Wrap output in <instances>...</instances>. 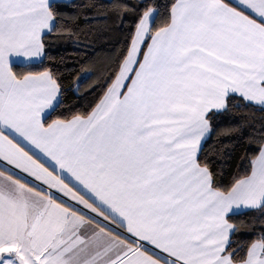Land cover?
I'll return each instance as SVG.
<instances>
[{
    "label": "snow or ice",
    "instance_id": "1",
    "mask_svg": "<svg viewBox=\"0 0 264 264\" xmlns=\"http://www.w3.org/2000/svg\"><path fill=\"white\" fill-rule=\"evenodd\" d=\"M58 7L0 0V161L136 239L0 170V264H264V235L237 260L228 219L264 213V138L227 189L198 155L230 96L264 107V0H175L154 34L148 8L92 112L48 122L60 85L26 65Z\"/></svg>",
    "mask_w": 264,
    "mask_h": 264
},
{
    "label": "trees",
    "instance_id": "2",
    "mask_svg": "<svg viewBox=\"0 0 264 264\" xmlns=\"http://www.w3.org/2000/svg\"><path fill=\"white\" fill-rule=\"evenodd\" d=\"M175 0H69L53 2L56 21L53 31L43 37L41 61L26 66L34 72L48 71L60 85L58 106L49 115L53 119H72L87 115L104 95L129 46L135 27L143 12H156L152 31L166 25ZM100 53L111 55L94 86L85 90L99 66ZM107 53V54H105ZM88 73L79 78L83 71ZM211 133L206 137L199 159L214 173L216 184L229 188L235 179L250 172V161L258 141L264 138V107L229 98L227 110L209 114ZM235 226L231 236L237 260L247 247L264 235V213L246 210L230 214Z\"/></svg>",
    "mask_w": 264,
    "mask_h": 264
},
{
    "label": "crops",
    "instance_id": "3",
    "mask_svg": "<svg viewBox=\"0 0 264 264\" xmlns=\"http://www.w3.org/2000/svg\"><path fill=\"white\" fill-rule=\"evenodd\" d=\"M57 1H69V0H53V2H57ZM159 28H157L156 30H158ZM156 30L152 31L153 34L155 33ZM47 32L48 31H46V33ZM134 33H135V30H134V32H133V34L131 36V39H132ZM131 39H130V42H129V46H130V43H131ZM150 42L151 41L149 40L146 43H150ZM142 50L146 51V47H143ZM41 57H42V55L40 57L36 58L33 62L27 64L26 66H30V65L36 64L37 62H39L41 60ZM17 70H19V68H17ZM106 91H107V89H106ZM106 91H105V93H106ZM105 93H104V95H105ZM103 96H102V98H103ZM58 99H59V96H58ZM100 100H99V102H100ZM57 103H58V101H57ZM96 105H95V107H96ZM214 111H216V110H213V112ZM204 140L201 142V145L203 144ZM41 159L50 167V169L52 168V165H51V163L49 161H47V158H45V157H43L41 155ZM0 170L5 171L6 173H12L14 176L18 177L19 179H21L24 182H27L31 186H35V187L41 188V189H43L45 191H52L56 195L58 201H63V202H66L68 204H71L75 208L81 210L82 212L86 213L87 215L92 216L95 219H97L98 221H100L101 224H103L104 226H106L107 228H109L110 230H112L114 233H119V234H121L123 236H127L130 241L136 239L135 237H131L130 234H128L124 229L120 228L117 224L109 223L108 221H104L102 217L96 216L95 213H91L90 210H88V209H84L82 205L76 204L75 201L70 200L68 197H64L61 193H56L54 189H48L46 185L41 184V182L36 181L33 177L28 176L27 173L21 172L19 169L14 168L12 165H8L6 162L0 161ZM246 210H250V209H241V210H238V211H234V213H232V214L239 213V212L246 211ZM144 243H145V246L150 251H156V252H158V250H154L151 245H148L147 242H144Z\"/></svg>",
    "mask_w": 264,
    "mask_h": 264
},
{
    "label": "rangeland",
    "instance_id": "4",
    "mask_svg": "<svg viewBox=\"0 0 264 264\" xmlns=\"http://www.w3.org/2000/svg\"><path fill=\"white\" fill-rule=\"evenodd\" d=\"M105 54H107V53H105ZM101 53H100V55H99V57L97 58V59H100V57H101ZM102 57H103V59L100 61V64H99V66L98 65H96L95 67H94V70L95 71H93V77H92V79L89 81V83H88V85H87V87H86V89L85 90H89V89H91L93 86H94V84H95V80L100 76V71H101V69L103 70L104 69V67H105V65H106V63L107 62H109V60L111 59L110 57H111V55H107V56H105L104 54L102 55ZM41 59H42V57H41ZM41 61V60H40ZM39 61V62H40ZM39 62H37L36 63V65L39 63ZM91 71H89V72H87V70L85 69V71H83L82 73H81V75H80V77L79 78H83V77H85L88 73H90Z\"/></svg>",
    "mask_w": 264,
    "mask_h": 264
}]
</instances>
